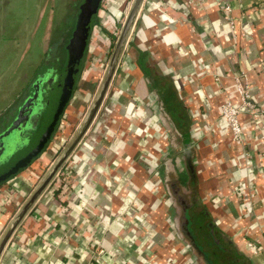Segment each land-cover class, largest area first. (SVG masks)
Returning a JSON list of instances; mask_svg holds the SVG:
<instances>
[{"label":"crops","instance_id":"0c3cea01","mask_svg":"<svg viewBox=\"0 0 264 264\" xmlns=\"http://www.w3.org/2000/svg\"><path fill=\"white\" fill-rule=\"evenodd\" d=\"M105 1L82 62L88 50L99 55L109 47L131 0ZM263 64L264 0H143L92 123L0 264H194L158 187L171 170L176 187L195 186L214 224L264 264ZM237 78L248 81L254 105L239 113L242 141L220 115L228 98L240 102ZM33 161L8 180L10 191L0 186V235L31 191Z\"/></svg>","mask_w":264,"mask_h":264},{"label":"rangeland","instance_id":"374dc122","mask_svg":"<svg viewBox=\"0 0 264 264\" xmlns=\"http://www.w3.org/2000/svg\"><path fill=\"white\" fill-rule=\"evenodd\" d=\"M80 2L82 0H0V117L5 111L9 116H13L11 115L14 113L13 108L29 92L32 83H36L39 76L41 77L49 69L55 67L58 55L64 58L66 54L62 49L63 29L68 22L74 19V15L78 12L74 6L77 7ZM105 2L102 0L103 5L100 7L104 8ZM119 28L120 26L114 29L113 36H117ZM107 40L110 42L109 47L103 48L99 55L88 50L84 57L78 79L77 94H74V98L68 102L70 105L65 108L46 148L33 161L31 168L34 175L30 174L29 176L32 177L28 179L31 181L30 190L72 136L83 118L98 86V80L102 77L115 41L110 37ZM86 71L94 72L97 79L94 82L83 80V72ZM162 160L170 163L169 159ZM176 179L175 172L171 170L166 174V181L161 185L158 183V187L161 186L163 189L160 191L162 198H167L170 206L174 208L176 202L199 201L195 186L192 192L180 186L178 189ZM61 181L58 178L56 183L59 184ZM7 182L6 185H8ZM181 211L185 212V207L180 210V213H183ZM168 213H171V218L174 217L173 227L179 238V245L187 244L189 239L185 234L186 223L181 232L177 224L179 212L174 208L173 213L170 209ZM253 257L250 256L249 259L252 264H257V256ZM192 259L194 264H204L202 258L196 253L192 255Z\"/></svg>","mask_w":264,"mask_h":264},{"label":"water","instance_id":"95a60500","mask_svg":"<svg viewBox=\"0 0 264 264\" xmlns=\"http://www.w3.org/2000/svg\"><path fill=\"white\" fill-rule=\"evenodd\" d=\"M142 2L143 0L130 1L125 17L120 25L119 32L115 38L102 77L83 118L76 127L72 136L58 152L56 157L31 189L30 193L21 203L2 231L0 235V256L22 219L39 199L45 189L50 185L55 175L71 156L72 152L92 123L118 67ZM101 3L102 0H83L79 5L75 26L71 37L66 44L67 57L64 69L60 74V80L58 81L59 84L55 87V90L51 95V105L46 109L41 125L36 134L30 139L29 143L24 148L18 151L12 147V144L15 142L21 144L25 140L19 136L21 128L17 127L20 117H17V119L13 121L12 125L1 134V136L5 137L3 141L6 144L0 150V162L3 158H5V155L7 156L10 152H15V156L8 160L5 164H0V183L8 181L18 172L27 167L32 159L46 147L48 141L50 140L52 133L58 124L60 116L71 98L72 90L76 82V73L80 61L85 53L90 31L93 27L94 19L98 13ZM33 97H36V93H34ZM37 102H39V100ZM11 137H13V139L10 140ZM0 144L2 145V143ZM176 182L180 185L179 179H176ZM183 215L186 222H188L186 212H183Z\"/></svg>","mask_w":264,"mask_h":264},{"label":"flooded vegetation","instance_id":"af4514ba","mask_svg":"<svg viewBox=\"0 0 264 264\" xmlns=\"http://www.w3.org/2000/svg\"><path fill=\"white\" fill-rule=\"evenodd\" d=\"M63 69L61 70L56 69V68L49 69L47 71L48 73L46 72V74L42 75L41 77L39 76V78H37L36 83L34 82L32 83L30 90L25 95V97L22 98V100L19 103H16L15 107L13 108L14 113L11 114L13 116H9V115L7 116L6 124L2 127L0 133L6 130L9 126H11L13 121L16 120L17 117H20L17 127L21 128L19 132V136L21 138H24L25 140L21 144H18L17 142L15 143L12 142L13 143L12 147L17 149V151L24 148L29 143L30 139L38 131L41 125L42 118L45 114V111L51 105V95L54 92L55 87L58 86L59 84L58 81L60 80V74L63 71ZM34 93H36V97H33ZM38 100L39 102H37ZM4 139H5L4 136L0 137V143H2V145L0 144L1 145L0 150L6 144L3 141ZM11 139H13V137H11L10 140ZM14 156H15V152H12V153L10 152V154H8L7 156L5 155V158L1 160L0 164L1 165L5 164L8 160L13 158ZM193 202L194 201H190L189 203L188 202L186 203L185 201H182V203L180 202L174 203L175 210L179 212V219L177 221V224H178L180 231L182 232V227H184V223H186L187 227L185 229L186 230L185 234L187 235L189 239V242H187L189 244V247L193 249L199 257L202 258L204 264H210L209 253L206 252L205 249L201 247V244H202L201 240L198 238L199 236H198L197 230H195L196 228L195 219L191 216L190 210H191ZM184 207L186 209L185 212L188 217V222H186L183 213H180V210H182ZM213 241L214 242L217 241L218 243V240L215 237H213ZM232 261L234 262V264L238 262L236 261V259H233Z\"/></svg>","mask_w":264,"mask_h":264},{"label":"trees","instance_id":"16d2710c","mask_svg":"<svg viewBox=\"0 0 264 264\" xmlns=\"http://www.w3.org/2000/svg\"><path fill=\"white\" fill-rule=\"evenodd\" d=\"M80 3L77 5V7L74 6V8L78 9V11H79ZM77 14H78V12L74 15V19L72 21L68 22L63 29L64 45H62L63 46L62 49L65 50L66 55H64V58L61 55L57 56L56 61H55V67H54L56 69L61 70L64 68V65L66 62V57H67L66 44H67L69 38L71 37L72 31L74 29ZM97 21H98V18L96 15V17L94 19V24H97ZM94 24H93V26H94ZM110 38L112 40H114L116 38V36H113L111 34ZM60 48H61V46H60ZM82 67H83V62L81 59L77 73H76V81L78 80V78L80 76ZM37 70L38 69H36V71ZM75 88H76V84L74 85L73 89H75ZM7 116H8V112H6V111L3 112V114H1L0 131H1L2 127L6 124L5 118H7ZM4 131L0 133V136L2 133H4ZM43 151H44V149L35 158H37ZM55 152H57V151H55ZM35 158H33L32 161ZM194 178H195V176L192 173L191 174V180H194ZM6 182L7 181L0 183V186H4L6 184ZM190 211H191V216L195 219V223H196L195 224L196 225L195 230H197V233L199 236L198 238L201 240V243H202L201 247L203 249H205L206 252L209 253L210 264H234V262L232 261L233 259H236V261H238L235 264H252V262L249 261L248 256L246 254H244L239 249L237 244H235L229 237L224 235L222 233V231L214 224V222L211 218L210 212L206 209V207L203 204H199V202L197 200L194 201L192 203V207H191ZM213 237H215L218 240V243H217V241L216 242L213 241ZM225 255H227V256H225Z\"/></svg>","mask_w":264,"mask_h":264},{"label":"built area","instance_id":"2783aa9c","mask_svg":"<svg viewBox=\"0 0 264 264\" xmlns=\"http://www.w3.org/2000/svg\"><path fill=\"white\" fill-rule=\"evenodd\" d=\"M223 10L226 15L225 18L228 20L230 27L233 28L234 22L232 17L229 15L230 6L224 5ZM261 74L264 78V64L261 66ZM235 89L240 97V102L235 104L228 98L221 104L220 115L230 131L233 140L242 141V126L238 116L243 109H254V105L250 100V87L246 79L241 80L240 78H237L235 81ZM10 190V187L5 186L3 191L8 192ZM246 246L252 250V252H256L258 250V246L254 243V241H247Z\"/></svg>","mask_w":264,"mask_h":264}]
</instances>
